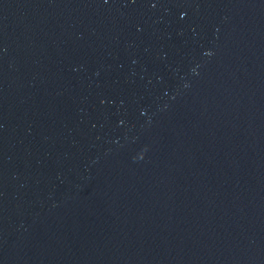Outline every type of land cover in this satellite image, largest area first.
Instances as JSON below:
<instances>
[{
  "label": "water",
  "instance_id": "water-1",
  "mask_svg": "<svg viewBox=\"0 0 264 264\" xmlns=\"http://www.w3.org/2000/svg\"><path fill=\"white\" fill-rule=\"evenodd\" d=\"M0 264H264V0H0Z\"/></svg>",
  "mask_w": 264,
  "mask_h": 264
}]
</instances>
